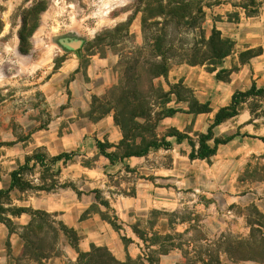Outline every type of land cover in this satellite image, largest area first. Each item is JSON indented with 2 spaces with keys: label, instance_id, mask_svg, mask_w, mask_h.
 Returning a JSON list of instances; mask_svg holds the SVG:
<instances>
[{
  "label": "rangeland",
  "instance_id": "obj_1",
  "mask_svg": "<svg viewBox=\"0 0 264 264\" xmlns=\"http://www.w3.org/2000/svg\"><path fill=\"white\" fill-rule=\"evenodd\" d=\"M154 1L0 0V154L32 155L37 150L47 154H74L72 159L51 165L49 172H43V168L37 166L32 176L35 183H40L39 177L42 176L47 183L56 180L61 186L75 187L79 194L70 186H60L49 193L79 197L88 205L87 210L91 214L98 213L100 208L111 219L117 216L122 227L120 234L141 236L152 259H157L162 252L180 249L189 254L186 264H193L199 255L202 259L211 260L212 264H219V258L221 263L264 264V154L243 158L235 169L236 173L230 174L231 166L210 168L206 160H191L192 146L188 139L179 141L176 137L166 136L179 130L197 141V134L207 132L213 119L210 120V115L205 113L190 110L194 97L197 98L193 89L180 81L181 85L176 89L178 99L168 92H173L179 83L164 76L147 78L141 71L144 74L141 86L146 89L151 81L154 85L149 117L137 120L148 126L146 130L135 128L126 118L128 140L135 144L139 142L140 135L154 133L160 140L166 137L172 146L170 149L153 148L146 156L120 165V171L118 162L111 164L97 148L99 136L90 119V111L76 110L71 98L67 103H61L62 96L71 93L74 75L57 74L59 68L56 67H61L68 56L77 55L81 71L92 57L114 53L119 56L117 84L104 96L98 97L101 101L96 106L116 105L109 100L114 94L118 96L119 83H124L126 66L131 63L133 53H146L139 49L146 44L141 10ZM186 1L194 2L195 6L206 2L213 4L210 8L205 7L204 27L210 31L215 24L225 37L235 40L231 59L264 37V0ZM40 2L47 8L37 15L33 10ZM26 19L29 26L38 20V27L28 36V43L22 45L20 34ZM193 37V33L177 35V42L192 43ZM74 42L81 44L72 48L69 44ZM260 49L262 47L253 48L256 54ZM247 56L243 54V59ZM177 65L181 64H173L172 67ZM213 73L204 82V87L210 89L217 85L219 91L226 90L227 85L216 79ZM49 86L56 89L54 108L46 96ZM198 101L210 103L208 100ZM250 109L254 112L251 113ZM243 110L250 111L255 125L264 123V94L246 99L241 105ZM60 117L63 119H58ZM196 124L197 130L194 129ZM215 133L225 137L218 129ZM102 136L100 140L107 143V135ZM113 145L109 152H123L118 144ZM244 147H247L245 143L234 148L221 147L219 154H235ZM32 177L28 175V178ZM152 185L165 189H144L135 200L132 199L137 186L152 188ZM201 186V190L194 189ZM96 191H100L103 200L110 203V208L99 204ZM21 193L13 194L14 203L18 206L22 205L20 200L47 192ZM152 198L160 204H148ZM115 200L123 202L118 207V215L114 209ZM126 200H133L134 204L125 205ZM163 201L164 206L161 205ZM17 226L19 229L15 234L18 236L22 226ZM4 229L5 225L0 224V235ZM11 238L9 235L0 242V264H77L66 258H56L62 255L60 239L58 254L51 257L54 260L35 261L18 252L21 247L24 250L23 239L14 241ZM148 248L152 251L149 252ZM131 264L143 263L136 261Z\"/></svg>",
  "mask_w": 264,
  "mask_h": 264
},
{
  "label": "trees",
  "instance_id": "obj_2",
  "mask_svg": "<svg viewBox=\"0 0 264 264\" xmlns=\"http://www.w3.org/2000/svg\"><path fill=\"white\" fill-rule=\"evenodd\" d=\"M211 6H213V4L208 2L195 6L194 2L186 0H155L154 3L150 2L146 4V7L141 10L143 14L142 30L144 32L146 44L139 47V49L145 50V55L142 51L133 53L131 63L128 62L126 66L127 75L124 83L121 85L119 83L118 96L114 94L109 100L110 103L113 101L116 105L111 104L106 107L96 106L101 99L95 96L89 112L92 121H97L106 115L113 114L116 123L120 125L122 129L123 138L118 144V148L123 149L121 154L109 152L108 149L114 145L96 139V145L101 155L108 158L111 164L123 162L125 158L129 157H144L153 148L170 149L172 146L171 142L166 140V137L160 140L154 133L150 136L140 135L139 142H135V144H130L128 140L127 119L132 122L135 128H145L146 130L148 126L147 124L145 125L137 121L140 118L144 120L148 119L150 100L154 93L152 81L146 89L141 86L140 80L144 74L147 78H149V76L152 78L159 76L167 78L173 64H188L191 66L205 65L210 72H215L216 79L225 82L230 80L235 69H226L223 67V63L226 58L234 53L236 42L232 38L225 37L215 24L210 31L204 27L206 20L205 7L210 8ZM46 8L47 6L43 2H40L33 11L38 15L45 11ZM37 27L38 20L30 23V26L27 19L24 21V26L20 34L22 45L28 43V36L30 33L34 32ZM190 33L194 34L192 43L190 41L183 42L182 40L177 42V35ZM261 53L262 49H260L259 54ZM243 54L249 56L243 59ZM259 54H256L253 49H249L240 55L241 63H245ZM58 68H60V66L56 67V69ZM141 71H144V74ZM178 83V85L174 86L175 88L173 87L174 91H169L168 94H175L177 98L180 99L179 94L176 92V89L181 85L180 82ZM262 94H264V88H258L255 83L247 90L236 91L232 96L231 103L220 108L215 114L207 132L197 134V141L189 134L182 133L179 130H175V132L166 136L176 137L179 141L188 139L192 146V152L189 155L191 160L201 159L211 161L212 157L217 154L220 146L227 145L237 136H251L248 133L241 134L240 132H236L226 137H220L216 135L215 128L225 121L239 115L241 105L246 99L253 96L258 97ZM190 110L194 113H209L212 111L209 102L202 104L195 97L193 104L190 105ZM250 111L251 113L254 112L253 109H250ZM259 138L264 141V137ZM73 156L74 154L70 153H61L52 156L38 150L32 155H28L25 163L12 171L10 187L0 190V222L8 228L11 235L19 229L14 222V218L24 213L30 215V222L21 228L20 235L24 241L23 256L30 257L35 261L48 259L58 254L57 244L61 233L65 234L69 238L71 244L76 248L78 252L77 264H131L139 261L129 258L127 262H121L105 247L93 246L89 252H82L78 247L80 240L78 233L63 222L58 221L56 214L24 205L18 206L14 203L12 198V191L14 190H18L22 193L28 191L36 193L56 191L61 186L59 181L51 180L50 183H47L41 176L39 177L41 182L36 184L32 177L33 171L37 166H40L43 168V172H49L51 170V165L62 160L67 161L72 159ZM31 163H33L32 166ZM127 167L129 168V166ZM28 175L32 178H28ZM69 186L79 194L78 190L71 185H62L61 187L66 188ZM99 193L100 191H96V199L99 204L106 208H110V203L103 200ZM253 208L258 211L256 206L253 205ZM97 212L103 220L110 223L116 230H122L120 220L117 216L111 219L100 210V208ZM90 214L91 212L86 210L82 214V218H86ZM140 238L144 240L141 236ZM123 240L125 242L129 241L125 236ZM245 244L246 246L249 245L248 243ZM7 247L8 250H10V239L7 241ZM167 252L168 251L160 254H165ZM227 254H229V252H227ZM197 257L198 260H202L204 264H212L211 260L207 258L202 259L200 255ZM230 257L234 259V255L230 254ZM149 260L157 261L158 259H152L149 256ZM217 262L222 264L220 258Z\"/></svg>",
  "mask_w": 264,
  "mask_h": 264
},
{
  "label": "crops",
  "instance_id": "obj_3",
  "mask_svg": "<svg viewBox=\"0 0 264 264\" xmlns=\"http://www.w3.org/2000/svg\"><path fill=\"white\" fill-rule=\"evenodd\" d=\"M240 44H237V46ZM256 47H262L263 51L260 55L251 58L245 63H241L240 56L235 55L234 59H231V55L226 58L223 63V67L226 69H235L228 82L220 81L227 85L226 90L219 91V86H212L210 89L204 87V82L211 78L212 74L205 65L191 66L188 64H181L174 66L170 69L168 79L174 82L184 83L188 87L194 90L195 96L201 102L210 101L211 112L205 113L210 115V120L214 118L215 114L222 107H225L231 103L233 94L236 91H244L255 83L258 88H264V37L259 40L258 43L249 44L244 50L253 49ZM235 51V50H234ZM80 58L75 56H68L59 68L57 74H64L70 76L74 75L70 87V95L62 96V104L67 103L70 99L71 103H74L76 110H82L88 112L91 110L93 97L104 96L118 81L119 71V56L114 53H109L105 57H92L88 66L85 69H80ZM49 85V82L46 83ZM46 90V96L52 108L55 107V88L49 86ZM205 95V98H203ZM61 104V105H62ZM209 117V116H208ZM58 119H63L60 117ZM256 121H251L250 111H240V114L225 121L217 126L215 129L220 131L222 136H229L240 131L241 134L248 133L251 136H237L227 145L219 147L217 154L212 157L211 161H207V165L210 168L215 166L225 165L231 166L230 174H235V169L241 164V160L246 159L250 155L264 154V141L259 137H264V123L255 125ZM96 127L95 131H98L100 139L101 134L107 135V140L111 144H119L123 138V132L113 117L109 114L99 119L96 122H92ZM59 125V122H58ZM252 127V131L250 128ZM197 124L194 129H198ZM256 129V131H255ZM247 131V132H244ZM67 134V133H66ZM102 136V137H103ZM255 136V137H253ZM84 137V136H83ZM245 143L247 147L241 148L235 154H219L221 147H236L237 145ZM30 154H0V190L8 189L11 185V173L19 166L23 165L26 161V157ZM52 156L58 154H50ZM105 157V156H104ZM140 157L125 158L123 162H118V171L122 168L120 165L128 163L129 160ZM153 187L156 191L165 189L163 187H136V194L132 197L135 200L139 196L140 192L147 189L152 191ZM196 191L201 188H194ZM18 190L12 191L13 194ZM20 192V191H19ZM21 193V192H20ZM24 194V193H21ZM58 193H44L35 196H30L26 199L20 200L22 205L32 207L34 209L45 210L47 212L56 214L58 221L63 222L70 228H73L79 235L80 240L78 247L82 252H89L93 246L107 248L116 259L121 262H127L129 258L133 260H139L143 264H186L189 258L188 255L180 249H172L165 254H159L157 261H150L149 254L144 248V241L137 235H125L120 234L110 223L103 220L98 213H92L86 218H82V214L88 209V205L84 204L79 197L71 196H58ZM67 198V200H64ZM15 201V200H14ZM121 201V200H120ZM16 203V202H15ZM134 204L133 200L124 202L125 205ZM150 205H159L160 202L153 198L148 203ZM123 205L118 200L114 201V209L118 215V207ZM161 205H166L165 202H161ZM31 217L24 213L21 216L15 217L14 222L19 226H26L30 222ZM1 225H4L0 223ZM10 233L5 226V229L0 235V242L6 240ZM126 236L129 241L125 242L123 237ZM11 239L19 241L22 238L20 235L11 234ZM14 241H12L14 243ZM15 244V243H14ZM22 246V244H21ZM60 247L62 250L61 257L66 258L71 262L76 263L78 259V252L76 248L71 244L69 238L65 234L60 235ZM156 246L153 245V249ZM24 248V244H23ZM22 247L18 252L23 253ZM151 252V248H148ZM196 253V252H195ZM54 258V257H53ZM51 258L50 260H54ZM195 263L204 264L202 260H198L195 257ZM58 260V259H55ZM222 264H233L232 262H222Z\"/></svg>",
  "mask_w": 264,
  "mask_h": 264
},
{
  "label": "water",
  "instance_id": "obj_4",
  "mask_svg": "<svg viewBox=\"0 0 264 264\" xmlns=\"http://www.w3.org/2000/svg\"><path fill=\"white\" fill-rule=\"evenodd\" d=\"M81 42H74V43H71L69 44L72 48H78L80 46Z\"/></svg>",
  "mask_w": 264,
  "mask_h": 264
}]
</instances>
